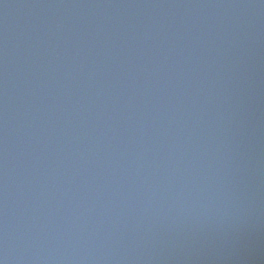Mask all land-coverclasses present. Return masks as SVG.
Returning <instances> with one entry per match:
<instances>
[{"label":"water","instance_id":"water-1","mask_svg":"<svg viewBox=\"0 0 264 264\" xmlns=\"http://www.w3.org/2000/svg\"><path fill=\"white\" fill-rule=\"evenodd\" d=\"M0 264H264V0H0Z\"/></svg>","mask_w":264,"mask_h":264}]
</instances>
